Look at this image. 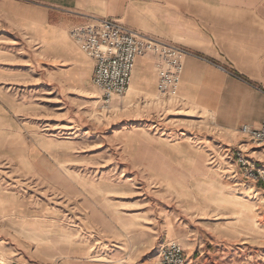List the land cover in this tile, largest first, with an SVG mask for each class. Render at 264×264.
<instances>
[{"label": "rangeland", "instance_id": "1", "mask_svg": "<svg viewBox=\"0 0 264 264\" xmlns=\"http://www.w3.org/2000/svg\"><path fill=\"white\" fill-rule=\"evenodd\" d=\"M78 56L0 14V264H158L170 242L264 264V180L236 161L260 167L253 143L159 95L107 107Z\"/></svg>", "mask_w": 264, "mask_h": 264}, {"label": "crops", "instance_id": "2", "mask_svg": "<svg viewBox=\"0 0 264 264\" xmlns=\"http://www.w3.org/2000/svg\"><path fill=\"white\" fill-rule=\"evenodd\" d=\"M0 14L31 30L47 52L61 49L69 60L81 53L93 69L70 31L94 19L182 46L189 54L181 108L210 119L228 141H246L242 127L264 124V0H0ZM158 82L155 58H138L127 100L156 99ZM251 146L264 168V145Z\"/></svg>", "mask_w": 264, "mask_h": 264}, {"label": "built area", "instance_id": "3", "mask_svg": "<svg viewBox=\"0 0 264 264\" xmlns=\"http://www.w3.org/2000/svg\"><path fill=\"white\" fill-rule=\"evenodd\" d=\"M70 36L94 62L92 82L101 91L107 107L115 98L128 93L137 59L149 55L156 61L159 98L180 105L179 85L184 60L189 54L182 46L160 41L109 18L94 19L90 24L75 27ZM241 132L253 144L264 145V124L260 129L244 126ZM236 161L248 179L264 180V168H258L246 152L239 150ZM158 264L197 263L180 244L170 242L161 250Z\"/></svg>", "mask_w": 264, "mask_h": 264}]
</instances>
